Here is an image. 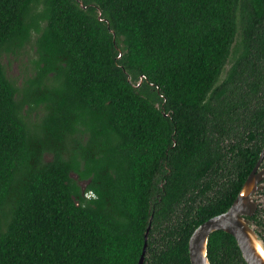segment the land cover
<instances>
[{
	"label": "trees",
	"instance_id": "obj_1",
	"mask_svg": "<svg viewBox=\"0 0 264 264\" xmlns=\"http://www.w3.org/2000/svg\"><path fill=\"white\" fill-rule=\"evenodd\" d=\"M262 146L264 0H0V264H135L146 228L141 264H190ZM206 256L246 264L221 229Z\"/></svg>",
	"mask_w": 264,
	"mask_h": 264
},
{
	"label": "water",
	"instance_id": "obj_2",
	"mask_svg": "<svg viewBox=\"0 0 264 264\" xmlns=\"http://www.w3.org/2000/svg\"><path fill=\"white\" fill-rule=\"evenodd\" d=\"M263 156L264 146L260 149L254 165L230 204L224 210L207 217L192 229L187 238V254L190 264H210L206 256V241L208 234L216 229L226 231L233 236L246 264H264V245L246 218L253 213L258 202L253 198V193L264 186L261 181L264 165L257 169ZM146 231L147 228L144 233L141 253L135 264L142 262Z\"/></svg>",
	"mask_w": 264,
	"mask_h": 264
},
{
	"label": "rangeland",
	"instance_id": "obj_3",
	"mask_svg": "<svg viewBox=\"0 0 264 264\" xmlns=\"http://www.w3.org/2000/svg\"><path fill=\"white\" fill-rule=\"evenodd\" d=\"M33 54V46L30 42H27L21 50H18V52L3 54L1 57L7 75L14 80V83L18 87L21 86L25 77L33 72L32 63L30 62ZM227 63L228 61L225 63L224 68H226ZM223 72L224 69L221 71L220 76L223 75ZM34 112L36 113L37 111H33L31 115ZM45 157H48V154H46ZM72 175L75 177V174ZM80 184L81 186L84 185L82 181H80ZM258 192L260 193V190ZM87 194H89V192ZM258 197L259 196H256V198Z\"/></svg>",
	"mask_w": 264,
	"mask_h": 264
},
{
	"label": "flooded vegetation",
	"instance_id": "obj_4",
	"mask_svg": "<svg viewBox=\"0 0 264 264\" xmlns=\"http://www.w3.org/2000/svg\"><path fill=\"white\" fill-rule=\"evenodd\" d=\"M262 166V165H261ZM260 166V164L258 165V167H257V169L259 168V167H261ZM263 177H264V174H263ZM263 177H262V179H261V181H263ZM259 189H261V188H259ZM259 189L258 190H256L254 193H253V198L255 199L256 198V196H259L258 198H256L258 201L260 200L259 198L261 197V193H259L258 191H259ZM249 221V220H248Z\"/></svg>",
	"mask_w": 264,
	"mask_h": 264
}]
</instances>
